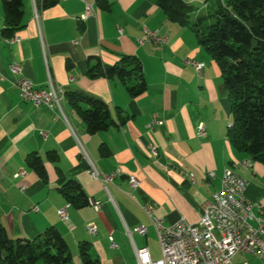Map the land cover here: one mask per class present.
I'll return each mask as SVG.
<instances>
[{
	"label": "crops",
	"instance_id": "1",
	"mask_svg": "<svg viewBox=\"0 0 264 264\" xmlns=\"http://www.w3.org/2000/svg\"><path fill=\"white\" fill-rule=\"evenodd\" d=\"M90 1L96 14L82 22L86 6L80 0H59L46 9L41 0H23L24 27L13 44L2 34L0 1V221L9 237L32 240L54 227L67 241L74 264H81L82 242L91 243L101 264H138L136 250L143 248L160 259L157 232L143 206H152L167 226L182 218L197 224L202 204L221 189L226 170L247 181L245 195L254 212L264 211V165L230 144L231 104L222 73L196 33L171 21L154 0ZM186 1L207 7L205 0ZM146 28L166 36L167 44L140 45ZM123 56L141 63L147 87L138 97L119 77L102 73ZM185 58L205 64L202 77ZM14 63L37 88H47L51 79L65 98L66 92H77L105 102L115 125L91 134L67 99L68 122L56 111L23 101L17 88L22 75L11 71ZM154 119L161 123L150 131ZM201 124L206 138L198 137ZM152 142L158 146L156 159L149 150ZM81 146L100 172L121 175L107 184L94 180ZM31 154L43 160L46 180L29 166ZM21 172L25 175L16 177ZM210 172L214 179L208 178ZM61 176L82 186L89 206L69 204L58 189ZM130 176L140 181L136 191ZM63 208L69 224L58 213ZM259 221L264 224V217ZM91 223L96 235L88 232ZM139 227L146 234L138 233ZM234 261L264 264L247 255Z\"/></svg>",
	"mask_w": 264,
	"mask_h": 264
},
{
	"label": "trees",
	"instance_id": "2",
	"mask_svg": "<svg viewBox=\"0 0 264 264\" xmlns=\"http://www.w3.org/2000/svg\"><path fill=\"white\" fill-rule=\"evenodd\" d=\"M0 1L5 17L2 34L5 38H12L24 27V3L23 0ZM154 1L171 21L192 29L199 44L218 64L231 104L229 142L235 150L264 165V0H205V9L185 0ZM58 2L41 0L45 9ZM102 73L106 77H119L132 97L146 91L141 63L134 57L123 56ZM134 73L136 77H133ZM66 98L81 115L91 134L115 125L105 102L77 92H66ZM27 161L46 180L41 157L31 154ZM59 181L58 189L70 205L77 208L90 205L89 197L77 181L63 176ZM79 255L81 264H101L90 242L79 244ZM38 262L74 264L63 235L50 227L32 240L11 239L0 221V264Z\"/></svg>",
	"mask_w": 264,
	"mask_h": 264
},
{
	"label": "built area",
	"instance_id": "3",
	"mask_svg": "<svg viewBox=\"0 0 264 264\" xmlns=\"http://www.w3.org/2000/svg\"><path fill=\"white\" fill-rule=\"evenodd\" d=\"M80 1L86 6L85 13L80 18V21L85 22L96 14L95 4L90 0ZM7 41L13 44L17 43L19 38L15 35L12 38H7ZM167 42L166 36L147 28L144 38L138 40L142 46L145 44L163 46ZM184 63L192 66L200 77L203 76L205 67L203 62L185 58ZM11 71L22 75V66L19 63H14L11 65ZM17 88L23 101L29 102L35 107H46L56 111L60 118L68 122L63 110V102L67 99L64 98V89L55 86L51 79L47 88H37L29 78L22 75L17 82ZM160 123L154 119L148 125L150 131ZM197 134L200 138L207 137L203 124L199 126ZM42 135L46 136V133L43 132ZM81 150L89 161L90 173L94 180L107 184L121 175L118 171L110 174L100 172L92 164L82 146ZM149 150L151 156L155 159L158 158L159 152L156 143H150ZM241 165L247 168L250 164L248 161H243ZM24 175L25 172H21L16 177ZM208 178L214 179L215 173L210 172ZM128 179L134 191L140 188L138 178L130 176ZM189 179L195 183L194 174H189ZM247 184L246 180H238L232 174H228V170H226L222 178L221 189L202 204V214L197 224H190L182 218L175 224L167 226L163 219L155 216V210L152 206H143L144 212L150 218L157 232L162 256L160 259H153L148 248L137 249L138 264H249L247 262L235 263L234 260L238 255H247L264 260V226L259 225V217H264V211H261L260 214L254 212L253 204L245 195ZM225 193H234L236 203L225 202ZM95 208L99 209L100 207L95 205ZM33 211L38 212L39 208L35 206ZM58 213L65 223H70L65 208L60 209ZM136 231L140 234H146L147 229L139 227ZM88 232L91 235H96V225L89 224ZM113 246L117 247L116 244Z\"/></svg>",
	"mask_w": 264,
	"mask_h": 264
},
{
	"label": "bare ground",
	"instance_id": "4",
	"mask_svg": "<svg viewBox=\"0 0 264 264\" xmlns=\"http://www.w3.org/2000/svg\"><path fill=\"white\" fill-rule=\"evenodd\" d=\"M64 98H65V94H64ZM228 174H232V176L235 177V178H237L238 180H244L242 177H240V176H238L236 174H233V173H230V172H228ZM224 201L225 202H228V203H236V196H235V194L234 193H225L224 194ZM259 225L260 226H264V224L261 223L260 221H259Z\"/></svg>",
	"mask_w": 264,
	"mask_h": 264
},
{
	"label": "rangeland",
	"instance_id": "5",
	"mask_svg": "<svg viewBox=\"0 0 264 264\" xmlns=\"http://www.w3.org/2000/svg\"><path fill=\"white\" fill-rule=\"evenodd\" d=\"M185 1H186V0H185ZM186 2L191 3V4L193 3V2H190V1H186Z\"/></svg>",
	"mask_w": 264,
	"mask_h": 264
}]
</instances>
